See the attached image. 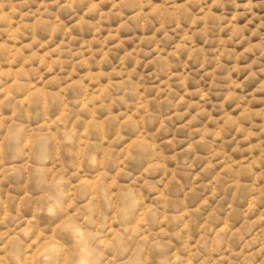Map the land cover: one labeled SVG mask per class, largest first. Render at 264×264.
I'll return each instance as SVG.
<instances>
[{
	"label": "clouds",
	"instance_id": "1",
	"mask_svg": "<svg viewBox=\"0 0 264 264\" xmlns=\"http://www.w3.org/2000/svg\"><path fill=\"white\" fill-rule=\"evenodd\" d=\"M0 264H264V0H0Z\"/></svg>",
	"mask_w": 264,
	"mask_h": 264
}]
</instances>
